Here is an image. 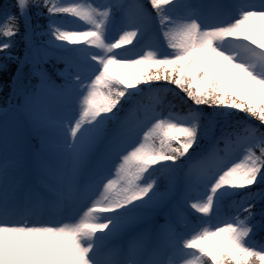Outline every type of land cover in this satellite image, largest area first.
Masks as SVG:
<instances>
[{"label": "snow or ice", "instance_id": "obj_1", "mask_svg": "<svg viewBox=\"0 0 264 264\" xmlns=\"http://www.w3.org/2000/svg\"><path fill=\"white\" fill-rule=\"evenodd\" d=\"M9 7L38 80L0 109V264H264V0Z\"/></svg>", "mask_w": 264, "mask_h": 264}, {"label": "rangeland", "instance_id": "obj_2", "mask_svg": "<svg viewBox=\"0 0 264 264\" xmlns=\"http://www.w3.org/2000/svg\"><path fill=\"white\" fill-rule=\"evenodd\" d=\"M11 2H13V0H12ZM97 2H99V0H97ZM13 11H14V8H13ZM2 12H3V9H0V20L3 19ZM32 13H33V15H34V18H33V17H32V18L35 19L34 21L31 20L32 25H33V26H36V25H39V26H40V28H36V29H35L37 32H39V31H41V29L47 27V18H46V16L36 13L34 10L32 11ZM61 23L69 24V23H70V19H69V20H62ZM33 39H34L37 43H40L41 41H46V40L48 39V36H47V35H36V36L33 37ZM53 39H54V38H53ZM18 40H19V39H17V37H16V38H15V41H14V44L18 45V43H19ZM22 43L25 45V40H24L23 36H22ZM57 43H65V42H59V41H58ZM70 46H71V45H70ZM129 46H130V45H129ZM23 47H25V46H23ZM126 47H127V46H126ZM5 55L8 57L7 52L5 53ZM12 57H13V56H12ZM25 63L29 65L28 69L30 68L29 70H27V71H28V74H29V75H30L31 73L34 74L33 71H32V65H31L30 63H27V62H25ZM59 64H60V63H59ZM59 64H57V61L55 60V58H53L51 61H49V62H45V63L43 64V67L51 72L53 65H55V66H57V67H63V64H62V66L59 65ZM58 65H59V66H58ZM137 67H138V66H137ZM52 74L55 75L54 73H52ZM34 75H35V74H34ZM22 76H24V74H22ZM35 76H36V75H35ZM25 78H26V77H25ZM27 78H28V76H27ZM36 79H38L37 76H36ZM151 100H153V99L151 98ZM153 104H154V102H153L151 105H153ZM151 105H149V106H151ZM190 150H191V149H190ZM233 215H235V214H229V213L225 212L223 208L221 209V216H220L221 219H226V218H228L229 216H233ZM160 217H162V216H160ZM262 241H264V236L260 239V241H259L258 243H256L255 241H253V242L256 243L257 246H259V244H260ZM179 258H180L179 256L176 257V259H179Z\"/></svg>", "mask_w": 264, "mask_h": 264}, {"label": "trees", "instance_id": "obj_3", "mask_svg": "<svg viewBox=\"0 0 264 264\" xmlns=\"http://www.w3.org/2000/svg\"><path fill=\"white\" fill-rule=\"evenodd\" d=\"M4 79V80H3ZM0 80H2V81H6V75L4 74V72H0ZM171 99H173L172 98V96H171ZM170 99V100H171ZM168 110V109H167ZM173 111H184V107H183V105L179 102V100L177 99L176 100V104H175V108L174 109H172ZM233 205V202H231V204H230V206H232ZM234 206V205H233ZM234 209H235V207H234Z\"/></svg>", "mask_w": 264, "mask_h": 264}]
</instances>
